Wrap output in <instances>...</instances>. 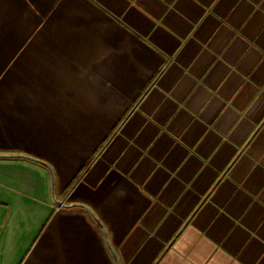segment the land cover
Returning <instances> with one entry per match:
<instances>
[{"label": "crops", "instance_id": "obj_1", "mask_svg": "<svg viewBox=\"0 0 264 264\" xmlns=\"http://www.w3.org/2000/svg\"><path fill=\"white\" fill-rule=\"evenodd\" d=\"M0 264H264V0H0Z\"/></svg>", "mask_w": 264, "mask_h": 264}, {"label": "water", "instance_id": "obj_2", "mask_svg": "<svg viewBox=\"0 0 264 264\" xmlns=\"http://www.w3.org/2000/svg\"><path fill=\"white\" fill-rule=\"evenodd\" d=\"M57 203H58V204H62L61 202H58V201H57ZM114 255H115V254H114ZM115 258H116V255H115ZM116 259H117V258H116Z\"/></svg>", "mask_w": 264, "mask_h": 264}, {"label": "trees", "instance_id": "obj_3", "mask_svg": "<svg viewBox=\"0 0 264 264\" xmlns=\"http://www.w3.org/2000/svg\"><path fill=\"white\" fill-rule=\"evenodd\" d=\"M96 220L98 221V223H100V221L96 218ZM100 225H102L101 223H100Z\"/></svg>", "mask_w": 264, "mask_h": 264}]
</instances>
